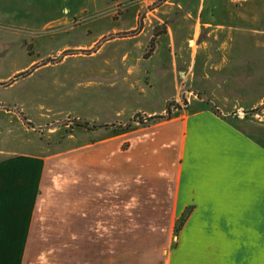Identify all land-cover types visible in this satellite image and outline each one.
<instances>
[{"label": "rangeland", "instance_id": "1", "mask_svg": "<svg viewBox=\"0 0 264 264\" xmlns=\"http://www.w3.org/2000/svg\"><path fill=\"white\" fill-rule=\"evenodd\" d=\"M204 109L264 145V0H0V158L138 151ZM154 223L129 264H164L167 221Z\"/></svg>", "mask_w": 264, "mask_h": 264}, {"label": "crops", "instance_id": "2", "mask_svg": "<svg viewBox=\"0 0 264 264\" xmlns=\"http://www.w3.org/2000/svg\"><path fill=\"white\" fill-rule=\"evenodd\" d=\"M143 136L0 158V264H129L163 217L164 264H264V145L211 109Z\"/></svg>", "mask_w": 264, "mask_h": 264}]
</instances>
